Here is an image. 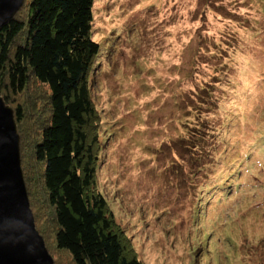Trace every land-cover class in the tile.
I'll list each match as a JSON object with an SVG mask.
<instances>
[{"label":"rangeland","instance_id":"rangeland-1","mask_svg":"<svg viewBox=\"0 0 264 264\" xmlns=\"http://www.w3.org/2000/svg\"><path fill=\"white\" fill-rule=\"evenodd\" d=\"M92 12L96 184L124 243L141 264H264V0H94ZM17 101L34 131L45 88ZM27 145L39 230L67 264Z\"/></svg>","mask_w":264,"mask_h":264},{"label":"trees","instance_id":"trees-1","mask_svg":"<svg viewBox=\"0 0 264 264\" xmlns=\"http://www.w3.org/2000/svg\"><path fill=\"white\" fill-rule=\"evenodd\" d=\"M93 5L94 0H24L0 29V97L13 111L20 159L27 143L38 169L36 182L58 256L67 264H141L96 184L99 128L90 76L100 48L92 36ZM33 84L45 88L46 101L29 131L23 126L30 119L17 99ZM21 168L41 235L37 196L28 187L23 162ZM53 264L60 262L53 257Z\"/></svg>","mask_w":264,"mask_h":264},{"label":"water","instance_id":"water-1","mask_svg":"<svg viewBox=\"0 0 264 264\" xmlns=\"http://www.w3.org/2000/svg\"><path fill=\"white\" fill-rule=\"evenodd\" d=\"M24 0H0V29ZM0 264H53L29 207L12 109L0 97Z\"/></svg>","mask_w":264,"mask_h":264}]
</instances>
